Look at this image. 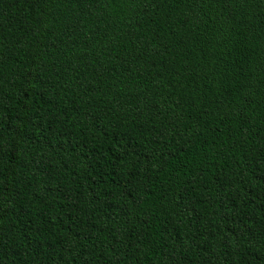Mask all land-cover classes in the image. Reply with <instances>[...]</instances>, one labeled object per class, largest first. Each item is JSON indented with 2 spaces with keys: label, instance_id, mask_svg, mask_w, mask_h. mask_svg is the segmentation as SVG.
<instances>
[{
  "label": "trees",
  "instance_id": "16d2710c",
  "mask_svg": "<svg viewBox=\"0 0 264 264\" xmlns=\"http://www.w3.org/2000/svg\"><path fill=\"white\" fill-rule=\"evenodd\" d=\"M0 264H264V0H0Z\"/></svg>",
  "mask_w": 264,
  "mask_h": 264
}]
</instances>
